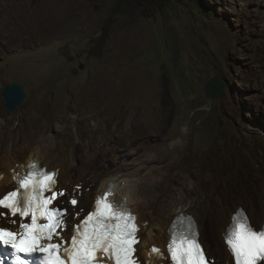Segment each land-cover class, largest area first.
I'll return each instance as SVG.
<instances>
[{
  "label": "rangeland",
  "instance_id": "374dc122",
  "mask_svg": "<svg viewBox=\"0 0 264 264\" xmlns=\"http://www.w3.org/2000/svg\"><path fill=\"white\" fill-rule=\"evenodd\" d=\"M121 2L0 0V25L14 27L18 37L16 46L8 50L0 44V120L8 128H18L23 110L34 109L36 100L48 126L32 142L43 146L64 140L69 150L89 138V128L95 132L105 129L103 123L89 125L90 110L111 121L116 117L110 110L127 105L138 126L132 129L128 144L99 160V172L118 166L131 171L142 162L160 166L169 156L166 160L176 170L195 168L209 178L198 195L208 185L214 190L222 188L227 180L230 190L236 188L234 198L228 200H235L241 193L238 189L246 186L243 173L255 174L246 166L251 158L245 144L250 140L251 150L258 149L255 132L263 140L259 132L264 123L262 108L254 97L263 92L259 83L264 82L249 80L247 75L264 74V0ZM204 10L211 11L209 17L203 16ZM215 78L222 85L221 96L207 98ZM15 81L27 95L18 109L9 111L2 91ZM123 90L126 97L121 96ZM79 91L85 97L82 103L78 102ZM73 124L85 128L81 140L73 135ZM115 127L108 126L113 131ZM113 140L119 142L116 145L125 142L117 131ZM176 140L181 145L174 144ZM78 151L79 162L83 151ZM220 154L226 156L221 157L222 167L206 160ZM97 182L99 176L78 181V197L84 198L85 189L92 188L87 190L85 210L91 206ZM57 188L67 190L63 198L67 202L71 196L67 183ZM171 192L177 193L170 190L165 195ZM238 205L250 214L243 203L235 204L232 213ZM259 205L256 199L255 210ZM81 206L71 208L73 218L75 212L85 211ZM216 226L208 221L205 236L200 229V239L215 262L224 264L226 255ZM144 235L140 230L139 236Z\"/></svg>",
  "mask_w": 264,
  "mask_h": 264
},
{
  "label": "bare ground",
  "instance_id": "6f19581e",
  "mask_svg": "<svg viewBox=\"0 0 264 264\" xmlns=\"http://www.w3.org/2000/svg\"><path fill=\"white\" fill-rule=\"evenodd\" d=\"M262 29H264V25ZM262 40L264 41V34L262 35ZM17 41L18 37L15 28H10L7 24H1L0 44L8 50L16 46ZM247 78L249 80L264 82V74H258L257 71L247 75ZM261 85V90L263 89V92L256 93L254 98L257 105L262 108L260 116L264 120V83H259V86ZM125 90L121 92V96L126 97ZM82 94L81 91L77 94L79 103L85 101V97L84 95L82 96ZM38 106L39 102L35 100L33 102L34 109L27 108L23 110L20 115L21 123L18 128H8L6 121L0 120V195L16 186L17 180L15 177L25 173L27 170L26 166L30 162H39L40 166H44L46 169L57 170V185L59 186L63 183H67V188L71 196L75 194V197L78 198V204L82 205L80 209L82 211L85 210L84 206L86 203L84 204V202L89 194L87 190H92V188L87 187L85 189L84 198L82 196L78 197L80 191L77 188V184H80L78 181H90V179L99 176V182L93 185L95 187L93 189V199L90 208L93 207L96 198L102 195L107 190V185L111 183L112 189L114 190L115 202H126V205L136 214L138 233H140V230L141 233H145L144 237L137 245L136 253V256L139 254V257L141 258L142 256L145 260L144 262L141 258L143 264H168V255L166 251L168 241L167 230L173 218L178 213L193 214L197 221L199 232L201 228L204 232L203 236H205L207 232L206 223L210 220L214 221L215 226L217 225V232L220 233V229L228 222L232 215V210L237 203H243L249 208L253 218L250 214L249 216L253 223H259L260 216H264V123L259 125L260 136L263 140L261 141L258 132H255L253 135L256 136L257 142H259L258 149L251 150L252 145L250 140L245 144L246 150L251 158L249 165L246 164V166L248 169L253 170L255 174L250 175L248 173H243V181L246 186L238 189L241 193L238 194L235 200L229 201V196L234 198L232 191L236 190V188L230 190L231 185H229L227 180L222 183V188L220 187L218 190H214L208 185L202 192V195H198V191L201 189L202 184L208 183L207 181L209 178L203 176L202 173L195 168H187L184 171L185 173L182 171L181 167L179 170H176L175 167L167 162V160H170L169 156H167V160L165 159L160 166L148 165L142 162L143 164L141 163L140 167L131 171L127 170L126 167V169L121 170L118 166L117 168L114 167V169L105 168L106 170L99 172V160L101 158L107 159L110 153L116 152V150L128 144L130 134H133L134 127L138 126L139 121H135L132 116H129V112H131L132 109L127 107V105L121 109L110 110L113 116L116 117L115 120L111 121L108 120L107 117L104 118V121L98 113L90 110L91 116L89 125L92 123L95 125L103 123L105 129L95 132L93 127L89 126L91 127L88 129L89 138H87L82 145H76L74 143L70 146L71 148L69 150H65L64 140L59 142L56 141L52 144L44 143L43 146L36 142H32L34 138L38 139L40 133L43 131L45 132L48 126L42 121L38 112ZM109 106L110 109L113 108V104ZM247 124L249 123L247 122ZM111 125L116 126L114 131L122 134L123 140H125V142L121 141L123 144L116 145L114 142H119L112 141L114 131L108 128V126ZM73 126V135L79 140L85 128H79L75 126V124H73ZM146 131H148V129H146ZM151 131L154 130L151 129ZM108 140L109 143H107ZM101 142L103 143L101 144ZM174 144L181 145V140H176ZM114 147L117 149H114ZM79 149H82L83 154L78 162ZM257 151L260 152L261 155H258ZM229 154L228 152L227 156ZM235 155L237 156V154ZM218 156L211 155L206 157V160L222 167L221 157L226 158V156L225 154H220V156ZM101 160L103 161L104 159ZM73 169L77 171L78 175H72ZM170 190H176L177 193L174 194L171 192L170 195H165ZM228 192L232 194H228ZM256 199H259L260 202L258 211L255 210ZM154 207H157V210H154ZM239 207L245 208L243 205L236 206V208ZM70 211H72L71 207H69L67 218L71 230L72 223L77 220V214L80 213L75 212L73 218ZM254 220L256 221L254 222ZM204 245L206 247V242ZM222 245L226 255L224 264H227L230 258L226 252L225 245L223 243ZM153 246L159 248L162 253V256L155 260L150 256V249ZM213 255L212 253L209 254L211 258Z\"/></svg>",
  "mask_w": 264,
  "mask_h": 264
},
{
  "label": "snow or ice",
  "instance_id": "6c2138e0",
  "mask_svg": "<svg viewBox=\"0 0 264 264\" xmlns=\"http://www.w3.org/2000/svg\"><path fill=\"white\" fill-rule=\"evenodd\" d=\"M8 100L11 102V94ZM26 167L22 176L15 177L16 190L0 198V218L15 226L0 227V246L10 255V264H100L99 253L113 264H137L133 258V245L138 242L136 217L126 202H115L111 183L96 198L94 210L64 238L66 210L53 206L65 195L56 190L57 172L31 162ZM70 203L75 206L78 202L72 199ZM220 238L230 258L228 264H264V216L256 224L238 208L220 229ZM167 253L170 264H215L200 242L195 218L184 213L170 223ZM150 256L160 258L161 250L151 247ZM3 261L0 256V264Z\"/></svg>",
  "mask_w": 264,
  "mask_h": 264
},
{
  "label": "water",
  "instance_id": "95a60500",
  "mask_svg": "<svg viewBox=\"0 0 264 264\" xmlns=\"http://www.w3.org/2000/svg\"><path fill=\"white\" fill-rule=\"evenodd\" d=\"M80 67L83 68L82 65H80ZM208 89L209 92H207L206 97L216 98L221 96L223 88L220 81L217 78H215L211 81V84L209 85ZM10 94L12 95L11 102H9L8 100ZM26 95L27 93L20 82L15 81L6 84L2 91L4 107L9 111L18 109L20 105L23 103L24 99L26 98Z\"/></svg>",
  "mask_w": 264,
  "mask_h": 264
},
{
  "label": "trees",
  "instance_id": "16d2710c",
  "mask_svg": "<svg viewBox=\"0 0 264 264\" xmlns=\"http://www.w3.org/2000/svg\"><path fill=\"white\" fill-rule=\"evenodd\" d=\"M121 1H122V0H118V4H119V2L122 3ZM191 1H193V2H195V3L199 2V0H191ZM209 13H211V11L204 10L203 16H204V17H209ZM103 30H104L105 33H106V30H107L106 27H103ZM167 89H168V88H167Z\"/></svg>",
  "mask_w": 264,
  "mask_h": 264
},
{
  "label": "clouds",
  "instance_id": "9594fccd",
  "mask_svg": "<svg viewBox=\"0 0 264 264\" xmlns=\"http://www.w3.org/2000/svg\"><path fill=\"white\" fill-rule=\"evenodd\" d=\"M239 208H242V207H239ZM238 209V208H237ZM244 209V208H243ZM245 210V209H244ZM248 213V212H247ZM233 214V213H232ZM249 214V213H248ZM193 216V215H192ZM194 217V216H193ZM250 217V216H249ZM196 220V219H195ZM200 241H201V239H200ZM201 244L205 247V245H204V243H203V241H201Z\"/></svg>",
  "mask_w": 264,
  "mask_h": 264
}]
</instances>
